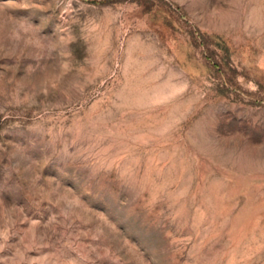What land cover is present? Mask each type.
I'll list each match as a JSON object with an SVG mask.
<instances>
[{
	"label": "rangeland",
	"instance_id": "rangeland-1",
	"mask_svg": "<svg viewBox=\"0 0 264 264\" xmlns=\"http://www.w3.org/2000/svg\"><path fill=\"white\" fill-rule=\"evenodd\" d=\"M0 264H264V0H0Z\"/></svg>",
	"mask_w": 264,
	"mask_h": 264
}]
</instances>
